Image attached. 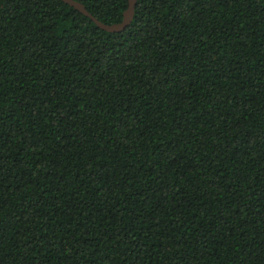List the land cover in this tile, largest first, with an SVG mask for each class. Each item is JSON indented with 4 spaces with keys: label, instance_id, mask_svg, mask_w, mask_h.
<instances>
[{
    "label": "trees",
    "instance_id": "16d2710c",
    "mask_svg": "<svg viewBox=\"0 0 264 264\" xmlns=\"http://www.w3.org/2000/svg\"><path fill=\"white\" fill-rule=\"evenodd\" d=\"M0 264H264V0H0Z\"/></svg>",
    "mask_w": 264,
    "mask_h": 264
},
{
    "label": "water",
    "instance_id": "95a60500",
    "mask_svg": "<svg viewBox=\"0 0 264 264\" xmlns=\"http://www.w3.org/2000/svg\"><path fill=\"white\" fill-rule=\"evenodd\" d=\"M66 3L70 4L71 6L75 7L80 12L84 13L88 17H90L97 25L103 30H106L108 32H120L125 30L130 24L133 22L134 15H135V9L137 5L138 0H128L129 5L127 11L124 13V18L120 23L107 25L102 22H100L97 18H95L87 9L86 7L74 0H64Z\"/></svg>",
    "mask_w": 264,
    "mask_h": 264
}]
</instances>
